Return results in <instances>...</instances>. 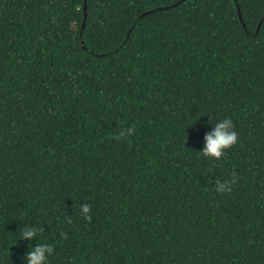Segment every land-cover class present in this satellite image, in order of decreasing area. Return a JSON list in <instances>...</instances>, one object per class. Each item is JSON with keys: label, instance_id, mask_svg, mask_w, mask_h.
Segmentation results:
<instances>
[{"label": "trees", "instance_id": "trees-1", "mask_svg": "<svg viewBox=\"0 0 264 264\" xmlns=\"http://www.w3.org/2000/svg\"><path fill=\"white\" fill-rule=\"evenodd\" d=\"M178 1L0 0V264H264V0Z\"/></svg>", "mask_w": 264, "mask_h": 264}, {"label": "clouds", "instance_id": "clouds-1", "mask_svg": "<svg viewBox=\"0 0 264 264\" xmlns=\"http://www.w3.org/2000/svg\"><path fill=\"white\" fill-rule=\"evenodd\" d=\"M234 128L235 125L230 117L225 118L222 122L217 124L216 131L206 137L207 143L202 154L210 159L220 160L225 155V150L230 149L238 142V134ZM134 131V128H128L121 131L120 136H131ZM236 180L235 174L230 180H218L216 190L219 193L231 192V186L236 183ZM91 211L90 205H81V213L84 219L89 222H91ZM68 222L71 223V218L68 219ZM40 231H43V229L25 225L22 230V239L35 238ZM61 235L66 238V234L62 233ZM53 253V246L38 243V246L32 248V250L27 253V264H48V256Z\"/></svg>", "mask_w": 264, "mask_h": 264}, {"label": "water", "instance_id": "water-1", "mask_svg": "<svg viewBox=\"0 0 264 264\" xmlns=\"http://www.w3.org/2000/svg\"><path fill=\"white\" fill-rule=\"evenodd\" d=\"M179 2H181V0L178 1V2H176V3H174L173 5H176V4L179 3ZM84 9H85V5H84ZM237 10L239 11V8H237ZM239 17H241L240 14H239ZM263 18H264V15H263ZM263 18H262V19H263ZM82 27H83V25H82ZM258 29H259V26H258ZM258 29H257V30H258Z\"/></svg>", "mask_w": 264, "mask_h": 264}]
</instances>
